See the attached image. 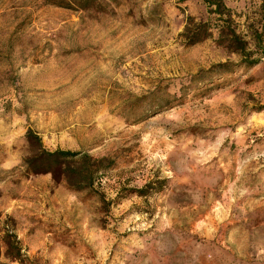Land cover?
I'll use <instances>...</instances> for the list:
<instances>
[{
  "label": "rangeland",
  "instance_id": "1",
  "mask_svg": "<svg viewBox=\"0 0 264 264\" xmlns=\"http://www.w3.org/2000/svg\"><path fill=\"white\" fill-rule=\"evenodd\" d=\"M223 2L236 53L202 0H0V264H264V1Z\"/></svg>",
  "mask_w": 264,
  "mask_h": 264
},
{
  "label": "trees",
  "instance_id": "2",
  "mask_svg": "<svg viewBox=\"0 0 264 264\" xmlns=\"http://www.w3.org/2000/svg\"><path fill=\"white\" fill-rule=\"evenodd\" d=\"M207 7L209 8V12L211 14H216L219 16L220 20L224 22V26L221 28L219 27V37L223 40L227 39V48L231 49L232 52L236 53L239 52V50H244L246 42L242 40V38L236 33L235 30H231V27H229L230 18H231V11L227 9L225 6L223 0H202ZM264 1V0H261ZM211 35H208L203 38H197L194 37V41L192 45L198 44L201 42V40H204L205 38H209ZM229 41V44H228ZM253 64V63H252ZM29 138H32V133L29 134ZM80 154L78 153H72V152H63V151H56V152H45V158L46 161L49 162L48 168L51 169L54 166H61L60 159H75L76 157H79ZM86 157L85 159H87Z\"/></svg>",
  "mask_w": 264,
  "mask_h": 264
}]
</instances>
